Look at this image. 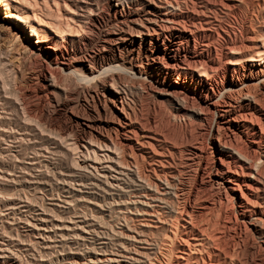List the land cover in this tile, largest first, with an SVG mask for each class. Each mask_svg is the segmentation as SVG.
<instances>
[{
    "label": "bare ground",
    "instance_id": "obj_1",
    "mask_svg": "<svg viewBox=\"0 0 264 264\" xmlns=\"http://www.w3.org/2000/svg\"><path fill=\"white\" fill-rule=\"evenodd\" d=\"M1 8L0 264H264V0Z\"/></svg>",
    "mask_w": 264,
    "mask_h": 264
},
{
    "label": "rangeland",
    "instance_id": "obj_2",
    "mask_svg": "<svg viewBox=\"0 0 264 264\" xmlns=\"http://www.w3.org/2000/svg\"><path fill=\"white\" fill-rule=\"evenodd\" d=\"M0 27L2 28L1 30L3 32L1 35L2 38H0V46H4V48L8 47V50L10 49L11 54H13V56L16 57V58L12 57V58H14L15 62L16 61L19 62V60H20L19 63H21V61H22V65H26V66H28V68H31L32 65L29 62H27L26 59L22 58V55L17 52V51H19L17 49H21L23 47V44L28 46L29 43H27V40L24 36V33L21 31V28L19 27L17 21L13 18H6L5 10L3 8L0 9ZM19 52H21V51H19ZM19 57H20V59L18 60ZM29 65H31V66L29 67ZM26 66H23V67L26 68ZM2 194L6 195L7 193L2 192ZM27 194L30 196L31 192H27ZM21 217H23V215H21ZM258 240L260 241L261 239L258 238ZM38 248H39V246H38ZM195 250L196 249H192V251H190L188 249L187 253L189 252L192 255H196V254H198V252ZM31 252L36 254L37 257L43 256V255L39 256V253L36 252V250L35 251L32 250ZM186 255L187 254H185L184 256H186ZM21 256L24 257L25 260L27 259L25 261L27 264H34L33 263L34 259L32 258L33 257L32 254H30L28 252H23V254H21ZM49 256H50V258L52 257V255H44L43 256L46 258V262H44V264H62L61 260L56 262L55 258H53L54 260L52 261L49 258ZM36 264H39V262H37Z\"/></svg>",
    "mask_w": 264,
    "mask_h": 264
}]
</instances>
